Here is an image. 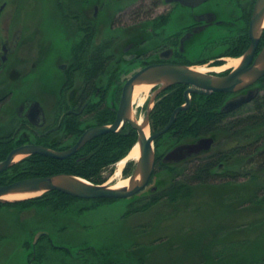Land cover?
I'll return each mask as SVG.
<instances>
[{"label": "flooded vegetation", "instance_id": "flooded-vegetation-1", "mask_svg": "<svg viewBox=\"0 0 264 264\" xmlns=\"http://www.w3.org/2000/svg\"><path fill=\"white\" fill-rule=\"evenodd\" d=\"M257 1L206 0L190 6L168 0H55L56 12L50 31L56 30L63 42L52 64V70L61 79L56 90L50 89L52 85L44 88L41 85L53 41L44 38L42 27L36 26L38 34L27 37L24 46L27 52L22 58L15 61L9 56L10 47L1 33L5 4L0 13V46L4 53L0 55V148L6 151L10 147L7 157L15 148L23 145L43 146L55 151L70 149L87 130L116 122L126 83L148 66L210 65L211 69L206 73L219 78L227 77L243 64L245 72L249 71L264 49L263 29L253 56L246 58L252 45L250 26ZM10 15L13 16L11 12ZM175 22V33L166 34L167 25ZM34 41L39 46L36 52L33 49ZM201 44H205V53H213L195 60L188 59L189 53ZM237 60L239 64L233 66ZM20 66H23V72L19 70ZM6 70L7 75L4 73ZM15 71L23 77L21 82L12 85L8 79L14 77ZM38 86L44 93L46 89L49 90L48 102L32 94ZM154 86L153 93L163 84ZM178 86L185 87V90L188 87L185 84L171 85L162 93ZM21 88L28 90V96L34 98H27L18 104L15 115H8V106L16 104L15 94ZM235 88L234 92H217L225 98L219 112L234 119L253 113L257 99L264 94V74L254 82L240 79ZM162 93L154 101L150 123ZM250 93H254L250 102L229 112L222 111L229 101ZM150 99L140 110H145L144 114L139 111L143 119L147 118ZM131 130L136 132L128 122L122 120L116 132L107 134L121 136ZM151 133H156L153 128ZM96 139L89 141L73 156L79 155L78 160L85 159L94 151L87 146ZM163 140L168 146L167 140ZM251 146L248 169L240 172L238 165H234L232 170L236 174L233 175L246 172L250 175L254 170L250 167L258 165V160L264 157V146ZM172 148L166 147L162 153L156 154V170L164 166L162 156ZM260 166L264 168V164ZM220 168L224 170V165ZM8 234L0 230V247H3L5 237L9 239ZM5 255L6 259L4 255L0 256V264L4 261L11 264L9 251Z\"/></svg>", "mask_w": 264, "mask_h": 264}, {"label": "rangeland", "instance_id": "rangeland-1", "mask_svg": "<svg viewBox=\"0 0 264 264\" xmlns=\"http://www.w3.org/2000/svg\"><path fill=\"white\" fill-rule=\"evenodd\" d=\"M151 1L152 0H148V2ZM3 4H6V8L3 11L1 33L10 47L9 56L12 60L16 61L17 58H22L23 54L27 52L24 47L27 44L26 39L30 34L32 36L38 34L36 26L42 27V35L44 38L53 40L50 54L45 65L47 70L42 76L43 82L41 85L43 88L46 85H52L50 89L56 90L61 79H59V74L57 76V73L52 70V64L56 57V51L62 46L63 42L56 30L50 31V27L52 28L51 21L56 12L55 0H0V6ZM10 12L13 16L10 15ZM29 26H31L30 30H28ZM175 27L176 22L168 24L165 28L166 34L171 35L175 33ZM37 44L36 42L33 44L34 52H36L37 47H39ZM204 46L205 44L196 46V48L189 53L190 55L187 56L188 59L195 60L213 53L211 51L205 53L203 51ZM1 54L4 53H2L0 46V55ZM203 67L207 70L211 69L210 65H204ZM22 68L23 66L19 68L21 72H23ZM4 73L7 75V70ZM22 77L23 76L17 75V71H15L14 77H10L8 82L15 85L21 82L20 80ZM11 78L12 80H10ZM154 87L155 86H152L150 89L145 103L149 98L152 99L154 97ZM48 91L49 90L46 89L44 93V90H41V87L38 86L32 94L41 97L37 99L48 102ZM15 95L16 104H10L8 106V115H15L14 113L18 109V104L27 98H34L28 96V90L24 88L17 90ZM141 112L144 114L145 110ZM150 128L152 129V127ZM201 138L186 139L182 144H193ZM223 140L224 137H216V142L210 150L200 152L199 154H191L185 160L177 163L166 164L164 163L165 157L176 148L174 145L171 151H168L162 156L164 166H159L157 168L150 185L136 196L128 199H120L113 203L102 204H97L96 202H92V200H78L75 201L74 205L71 207L72 211L65 212V214H55L46 210V208L38 207L26 208L24 210L15 207L1 208L0 230L8 232L10 237L9 239L7 237L4 238V243H2L3 247H0V256L4 255L6 259L5 254L9 251V262L11 264H30L28 261L30 252L36 249V241L39 240L41 235L45 234L51 236L50 240L55 246L71 249L74 256H77L76 252L79 249L88 246L108 247L117 240L126 239L130 232L135 235L139 230L138 227L144 225H146V227H152V229L147 232L139 233V236L136 238L138 242L140 241L139 243L147 246L154 240L158 241L159 238L163 239L161 241L165 240L167 242L164 246L163 242L154 245V248L157 247L155 250L156 255H159L161 251H166V261H163L164 259L158 261L154 259L153 263H151V261H146L144 264H224L221 260L215 261V263L212 260L200 262L199 255L203 246L210 248L211 251L213 250V255L210 254V258L212 259L216 251L222 248L215 246L216 239H224L228 242L231 241L235 243L247 241L249 247L257 240L258 243H256V245L258 246V250L255 245L253 248L257 250L258 255L259 246L264 245V204L259 205L260 208L255 212L256 207L251 202L254 197L252 190L255 185H264V168L260 166L264 164V157L258 160V165L255 167L249 166L250 169H254L251 171L250 175H240L234 178L233 186L235 189L230 187V189L225 192L228 196H223L221 198L213 193L208 194L209 188L203 187L201 190H198V194L190 201L173 204L168 201H163L153 204L143 211L133 213L126 218L124 217L131 201L133 202L134 200V204L141 207L144 205V202L149 201L150 196L161 193L164 189L170 187L172 175L168 171L169 168L181 167L196 158L207 157L215 153L218 150V143L223 142ZM166 147L167 144H164V140L159 142L158 147L154 144L157 154L162 153ZM23 158L24 157H21L17 161ZM123 159L116 162L115 165L109 169L110 171L107 170L103 172L105 177V182L103 184L114 186L120 181V178H115V173L118 164ZM249 163V160L243 163L244 165L240 162V164H238L239 171L248 169ZM135 166L136 161H128L121 171V178L129 179ZM226 171L225 174L228 175L230 172ZM254 174L259 176H255ZM231 178L232 177L228 175V177L224 179ZM87 181L91 182L89 180ZM257 182H259V184H257ZM243 187H247L248 191L244 192L242 189ZM261 195V197L264 196V191ZM23 200L24 199H22V201ZM236 201H239V204L242 202L248 203L247 205H249L250 208L252 207V210L247 212L246 216L242 217V215H239L236 208L228 206L232 203L233 205H237ZM94 205L97 206L94 209L81 211L83 207L87 208ZM246 223L248 226L245 225ZM150 232H152V237L149 235ZM43 240H45V238L41 239V241ZM43 243L41 252L45 253L46 259L40 264L66 263H62L63 256V259H65L64 261H67L65 258L67 253L65 251L53 249L51 247L52 245H48L46 241H43ZM242 251L243 250L237 251L236 248V253ZM137 254L132 264H141V262L137 261L139 255L146 258L151 256L152 253L150 250L144 248L142 252ZM181 254H183L185 259L176 261L175 259L179 256L181 257ZM250 254L241 256L238 259H244L245 257L249 258ZM75 258L77 262L81 261L80 257ZM167 258L170 260H167ZM2 264H6V261ZM70 264H72V261H70Z\"/></svg>", "mask_w": 264, "mask_h": 264}, {"label": "trees", "instance_id": "trees-1", "mask_svg": "<svg viewBox=\"0 0 264 264\" xmlns=\"http://www.w3.org/2000/svg\"><path fill=\"white\" fill-rule=\"evenodd\" d=\"M184 93L185 87L178 86L177 88H172L170 91L161 94L160 100L156 103L151 118V125L154 132L164 128L168 124L173 111L185 102ZM224 100L223 94L220 93L193 95L192 107L180 112L171 129L164 136L156 140V145L158 147L159 142L165 138V140L168 141L167 149H170L174 145L176 146L183 143L186 139H198L208 135L220 138L224 137L223 142L218 143V150L207 157L196 158L189 161L184 166L169 168L168 171L172 175L170 187L164 189L161 193L150 196L149 201L144 202V205L141 207L136 206L134 200L133 202L131 201L127 207L125 218L163 201H168L172 204L190 201L198 194V190H201L203 187L209 188L208 194L213 193L221 198L223 196H228L225 192L228 191L230 187L235 189L233 186L234 178L240 175H247L246 173L233 175L236 174V171L232 169L234 165H238L240 162H242V165L246 163L251 154V145L264 146V94L257 99L252 109L253 113L240 115L236 119L232 118V116H224L219 112V107ZM136 141L137 133L131 130L127 135L120 136L111 133L110 135L105 134L97 137L96 140L87 146L88 149L94 151L85 156V159L78 160L79 155L64 160L38 154L32 155L22 159L9 170L1 173L0 185H7L23 179L46 177L59 173L75 175L89 180L94 184H103L105 182L103 172L112 168L120 159L125 158ZM0 150H2L0 151V160H3L7 157L10 147L6 151H3L2 148H0ZM221 165H224V171L220 168ZM225 171L230 172L228 175L232 177L231 179H224L228 177ZM240 172H242V170H240ZM257 184H259V182H257ZM242 189L244 192L248 191L247 187H243ZM252 191L254 197L251 203L255 205V212H257V209L260 208L259 205L264 204V196L261 197V193L264 191V185H255ZM78 200L83 199L75 198L59 191H51L45 193L41 197L12 204H0V209L3 207H15L24 210L26 208L38 207L46 208V210L55 214H65V212L72 211L71 207L74 205V202ZM116 201L118 200H92V202H96L97 204L113 203ZM236 202L237 205H233L232 203L228 206L236 208L237 212H239V215H242V217L246 216L247 212L252 210V207L250 208L249 205H247L248 203L242 202L239 204V201ZM96 207V205L87 208L83 207L81 211L94 209ZM245 225L248 226L247 223ZM138 228L139 230L135 235L130 232L126 239L117 240L108 247L88 246L79 249L76 252L77 256H74L71 249L55 246L50 240L51 236L49 234L41 235L39 240L35 243L36 249L30 252L28 260L32 264L44 262L46 255L44 252H41V250L44 244L43 241H46L48 245H52L51 247L53 249L63 250L67 253V256H65L67 261H64V256L62 257V263L66 262L65 264H70V261H72V264H132L134 262L133 260L136 259V255H138L137 253L142 252L144 248L151 251L152 257L149 256L144 258L139 255L137 261L141 262V264H144L146 261H151V263H153L154 259L156 261L160 259L166 261V251H161L159 255H156L155 250L157 247L154 248V245L163 242L164 246L167 242L165 240L161 241L163 239L159 238L158 241L154 240L147 246L142 245L136 238L139 236L140 232H147L151 230L152 227H146V225H144ZM149 235L152 237V232H150ZM43 237L45 240L41 241V239H44ZM234 243L235 242H228L224 239H216L215 246L222 248L216 251L213 259L210 258V254L213 255V250L211 251L210 248L203 246L199 255L200 262L212 260L215 263V261L221 260L224 264H264V245L259 246L260 254L258 253L257 255V240L254 241L251 247L247 245V241ZM254 245L257 250L253 248ZM236 248L237 251H243L236 253ZM248 254H250L249 258L245 257L244 259H238ZM75 257H80L81 261L77 262ZM168 259L169 258H167V260ZM183 259L185 258L183 254H181V257L179 256L175 260L181 261Z\"/></svg>", "mask_w": 264, "mask_h": 264}, {"label": "water", "instance_id": "water-1", "mask_svg": "<svg viewBox=\"0 0 264 264\" xmlns=\"http://www.w3.org/2000/svg\"><path fill=\"white\" fill-rule=\"evenodd\" d=\"M179 1L183 5L196 6L206 0H168V2ZM4 6L1 7L0 13ZM264 25V0H258L255 6L252 23L250 26V35L252 45L247 52L246 58L253 56L260 34ZM243 64L238 70L231 72L227 77L219 78L210 74L197 71L193 67L179 66L174 64L152 65L144 68L134 75L125 85L121 108L118 119L113 126H100L87 130L79 139V141L66 151H55L43 146L25 145L14 149L6 160L0 162V173L11 168L16 162L18 156H31L35 154L63 160L76 154L82 147L95 137L104 135L109 132H116L119 125L128 122L133 129L137 131V144L140 146L141 156L136 162L135 169L129 177L127 187L110 188L112 186L94 184L87 180L65 173L50 175L46 177H37L24 179L9 185L0 186V204L14 202L3 199L4 196L11 194L38 193L40 195L50 192L59 191L66 195L79 199L96 200V199H125L131 198L142 192L149 184L155 171L156 152L154 142L156 138L165 134L174 124L179 113L190 108L192 104V94L209 95L214 92H234L235 84L240 79H248L254 82L257 78L264 74V49L260 53L255 65L247 72L244 70ZM138 84L161 85L154 93V97L150 101L147 118L142 124L137 118L133 117L132 98L134 90ZM176 84L188 85L184 93L185 104L178 107L166 127L157 133L146 135V128L150 125L151 105L155 98L168 86ZM254 93L243 96L239 99L229 101L224 107L223 112H229L239 108L240 106L250 102ZM215 143V138H201L193 144H181L169 152L165 157L166 164H173L185 160L191 154H199L208 151ZM139 178V179H138Z\"/></svg>", "mask_w": 264, "mask_h": 264}, {"label": "bare ground", "instance_id": "bare-ground-1", "mask_svg": "<svg viewBox=\"0 0 264 264\" xmlns=\"http://www.w3.org/2000/svg\"><path fill=\"white\" fill-rule=\"evenodd\" d=\"M263 27H264V25H263ZM238 64H239L238 60L233 62V66H237ZM194 69H196L197 71H199L201 73H206L207 72V69L204 68V67H195ZM152 86H153L152 84H138V85H136L135 90H134V95H133V98H132V104H133V107H134L133 117L135 118L136 115L141 116V118L139 119V123L140 124L144 121L143 114L140 113L141 112L140 109L144 106L145 101H146V99L148 97V93H149L150 89L152 88ZM114 124L115 123H113L110 126H113ZM150 130H151V128L148 126L146 128V135L147 136L151 135V131ZM140 156H141L140 146H139V144H136L131 149V151L129 152L127 157L124 158L117 166L116 173H115V178H117V179L120 178V181L114 186L107 185V184H105V185L106 186H112V187H110L112 189L113 188L127 187L128 184H129V179L121 178V171H122L124 165L128 161H132V160L133 161H137V160H139ZM21 157L22 156H18L16 158V160L20 159ZM34 178H37V177H34ZM40 194H41V192H38V193H25V194H11V195L4 196L3 199L15 201V200L26 199V198H30V197H36V196H39Z\"/></svg>", "mask_w": 264, "mask_h": 264}]
</instances>
